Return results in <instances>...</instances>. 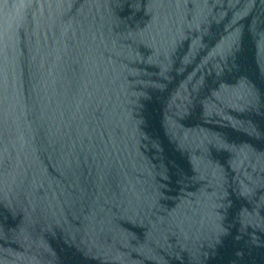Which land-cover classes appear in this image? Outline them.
Here are the masks:
<instances>
[{
	"label": "water",
	"instance_id": "1",
	"mask_svg": "<svg viewBox=\"0 0 264 264\" xmlns=\"http://www.w3.org/2000/svg\"><path fill=\"white\" fill-rule=\"evenodd\" d=\"M0 264H264V0H0Z\"/></svg>",
	"mask_w": 264,
	"mask_h": 264
}]
</instances>
